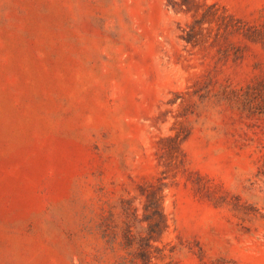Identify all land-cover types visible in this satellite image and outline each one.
Wrapping results in <instances>:
<instances>
[{"label": "rangeland", "instance_id": "1", "mask_svg": "<svg viewBox=\"0 0 264 264\" xmlns=\"http://www.w3.org/2000/svg\"><path fill=\"white\" fill-rule=\"evenodd\" d=\"M263 171L264 0H0V264H264Z\"/></svg>", "mask_w": 264, "mask_h": 264}, {"label": "trees", "instance_id": "2", "mask_svg": "<svg viewBox=\"0 0 264 264\" xmlns=\"http://www.w3.org/2000/svg\"><path fill=\"white\" fill-rule=\"evenodd\" d=\"M153 209H154L155 215L157 216L156 220L153 221V227H151V231L154 233V232L159 231L161 229V227H162L163 214L161 212L160 207L157 205V202H155V201L153 203ZM158 218H161V219H158ZM152 232H151V236H150L151 239L149 238L147 240V244H151V240L153 239Z\"/></svg>", "mask_w": 264, "mask_h": 264}]
</instances>
